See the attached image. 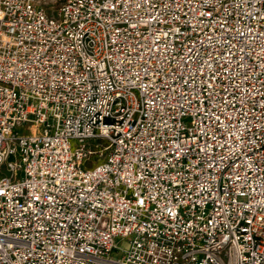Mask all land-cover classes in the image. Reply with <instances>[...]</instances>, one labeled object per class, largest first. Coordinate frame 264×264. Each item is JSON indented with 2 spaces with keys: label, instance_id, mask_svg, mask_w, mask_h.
I'll list each match as a JSON object with an SVG mask.
<instances>
[{
  "label": "built area",
  "instance_id": "built-area-1",
  "mask_svg": "<svg viewBox=\"0 0 264 264\" xmlns=\"http://www.w3.org/2000/svg\"><path fill=\"white\" fill-rule=\"evenodd\" d=\"M0 264H264V0H0Z\"/></svg>",
  "mask_w": 264,
  "mask_h": 264
},
{
  "label": "rangeland",
  "instance_id": "rangeland-1",
  "mask_svg": "<svg viewBox=\"0 0 264 264\" xmlns=\"http://www.w3.org/2000/svg\"><path fill=\"white\" fill-rule=\"evenodd\" d=\"M38 4L42 6L48 13L56 14L59 8L64 5L67 0H37ZM122 247L125 246L123 242L119 243ZM113 258H119V254L112 255Z\"/></svg>",
  "mask_w": 264,
  "mask_h": 264
}]
</instances>
